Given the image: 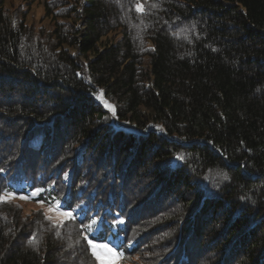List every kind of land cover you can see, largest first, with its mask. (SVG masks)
Returning <instances> with one entry per match:
<instances>
[{
    "label": "trees",
    "instance_id": "16d2710c",
    "mask_svg": "<svg viewBox=\"0 0 264 264\" xmlns=\"http://www.w3.org/2000/svg\"><path fill=\"white\" fill-rule=\"evenodd\" d=\"M38 1L0 0V264H264V0Z\"/></svg>",
    "mask_w": 264,
    "mask_h": 264
},
{
    "label": "rangeland",
    "instance_id": "374dc122",
    "mask_svg": "<svg viewBox=\"0 0 264 264\" xmlns=\"http://www.w3.org/2000/svg\"><path fill=\"white\" fill-rule=\"evenodd\" d=\"M11 1L14 2L15 4H19L22 6L23 11L25 12V22L27 24H35V25L45 26V27H48L50 25V18L45 16L43 5L38 0L33 1L31 3H29V0H5V3L8 4ZM80 65L83 68L82 62H80ZM114 124L117 127H123L122 125H120L116 122H114ZM19 202H21V204L24 205L25 212H27V213H29V211H31V209H33V210L34 209H42L44 211V213L50 218H53V219L58 220V221L63 219L58 214V212L63 211V210L58 209V211H57V208L55 205H54L55 207L52 206L54 211L49 212L48 209H49V206H51V205H46L43 203H33L30 201H26V200H21ZM93 242L97 245H107L109 248H112L115 252L119 253L117 243H114L111 240H106L103 242H97V241H93ZM96 251H97V255L99 256L100 264H110V262H111V264H120V257H119V259L113 260V258L107 252L106 249L98 248Z\"/></svg>",
    "mask_w": 264,
    "mask_h": 264
},
{
    "label": "snow or ice",
    "instance_id": "6c2138e0",
    "mask_svg": "<svg viewBox=\"0 0 264 264\" xmlns=\"http://www.w3.org/2000/svg\"><path fill=\"white\" fill-rule=\"evenodd\" d=\"M151 7H158V5L152 4ZM133 8L137 13H144L145 4L142 2V0H136V2L133 4ZM106 106L111 108V106L107 105V103H106ZM179 158L180 157L178 156L177 159H179ZM10 198H13V194H11V193L0 194V202L6 201ZM20 198L21 199H27V197H20ZM48 211L49 212L54 211L53 207L49 206ZM57 211H58V209H57ZM58 214L63 218L58 222L59 224H63L64 219H69V220L73 219V214L70 211H60V212H58ZM45 218L50 219V217H48V216H46ZM93 223H94V221L87 224V225H84L83 227L88 229L89 231H91ZM82 238L87 241L88 245L90 246V248L92 250V255L95 256L98 260H99V256L97 255V251H96L98 248L106 249L107 252L113 258V260L119 259L121 254L115 252L112 248H109L107 245H97L92 240L88 239V237L86 235L82 236ZM110 264H111V262H110Z\"/></svg>",
    "mask_w": 264,
    "mask_h": 264
},
{
    "label": "water",
    "instance_id": "95a60500",
    "mask_svg": "<svg viewBox=\"0 0 264 264\" xmlns=\"http://www.w3.org/2000/svg\"><path fill=\"white\" fill-rule=\"evenodd\" d=\"M75 58L78 60V62H80V57H79L77 51L75 52ZM83 76H84V78H86L85 74H83Z\"/></svg>",
    "mask_w": 264,
    "mask_h": 264
}]
</instances>
